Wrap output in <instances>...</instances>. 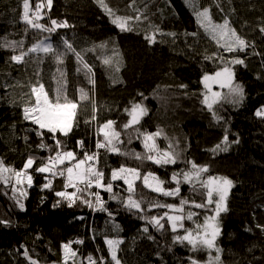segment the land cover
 I'll return each instance as SVG.
<instances>
[{
  "label": "trees",
  "instance_id": "1",
  "mask_svg": "<svg viewBox=\"0 0 264 264\" xmlns=\"http://www.w3.org/2000/svg\"><path fill=\"white\" fill-rule=\"evenodd\" d=\"M39 2L41 0H29L30 16ZM104 3L117 15H140V22L132 21V32H121L112 24L99 0H53L51 12L44 8L42 15H46L39 22L48 24L51 17L57 21L66 20L71 27L49 34L38 32L23 22V0H0V43L16 42L14 51L0 47V159L19 170L29 156L37 158L36 165L29 169L33 186L24 185L28 192L24 200L26 211H21L10 199L11 186L5 189L0 184V220L9 222L8 226L0 224V264H29L23 256L25 248L38 264H63L62 245L76 240H83V243L71 245L78 250L75 264L89 255L104 256L111 264L104 242L106 238L123 241L118 251L121 264H190V257L197 259L199 264H207L209 258L206 251L193 252L185 244L173 243L172 237L177 233L171 232L166 219L161 220L164 228L158 230L142 218L158 216L167 209L129 212L103 191L104 207L113 215L98 211L92 217V209L86 205L77 201L70 208L55 195L56 191L64 190V177L51 178V189L42 187L48 182L45 177L49 174L36 172L35 167L49 153L38 147L41 138L32 130L36 126L23 119L22 105L29 99V86L37 80L45 85L50 96L53 95L60 78L57 68L65 74L68 98L80 105L76 117L79 126H74L68 137L57 133V138L66 142L68 150L77 152L81 158L84 150L79 148L77 141L83 140L86 150L96 151V140L102 139L97 136L96 128L111 119L116 121L119 130L129 119L124 109L132 102H142L148 114L138 127L148 132L162 129L167 140L161 137L157 143L163 149L171 141L179 159L175 165L160 167L151 161L136 160L131 155L105 154L101 149L100 164L105 183L111 169L122 164L139 168L142 176L152 171L165 181L173 171L188 168L183 161L209 166V173L205 175L223 176L233 181L228 197L229 211L221 215L222 230L216 241L222 250L220 260L214 264H264V229L258 227L264 226V119L255 116V112L264 107V32L260 31L264 27V0H198L201 10L210 8L215 22L222 23L227 18L237 34L251 45L244 52L233 53L223 52L204 33L185 0H104ZM157 27L160 29L156 33L157 42L149 43L145 35L152 34ZM168 33H175V36ZM49 35L54 47L61 51L63 39H68L77 51L84 50L82 55L92 67L90 75L94 85L84 71H77L82 65L72 53H68L64 63L59 65L50 56L39 60L33 58L34 54L26 56L23 64L10 59ZM218 52L223 53L226 60L238 56L245 61L244 65L234 66L235 82L244 87L245 99L238 106L223 101L222 107L217 104L215 109L224 118L220 123L202 103L205 92L202 77L223 67L214 55ZM108 57L112 59L111 65L103 63ZM80 88L88 93L87 100L80 101ZM93 102L96 119L85 123L93 115ZM225 129L230 147L226 152L213 153L210 150L222 142ZM49 136L45 135L44 143L53 145ZM121 139L125 141L120 145L124 151L144 153L140 140L128 143L124 134ZM236 139L239 143H232ZM164 187L175 185L165 183ZM180 187V197L202 200L190 185L181 184ZM125 188L122 181L113 182L114 194L126 197ZM135 188L136 198L145 201L142 205L145 209L154 200L177 205L180 201V197H164L152 192L143 187L141 181L136 182ZM57 201H61L59 206L53 207ZM188 210L185 206V212ZM192 210L200 213L195 219H202L206 214L202 209ZM184 223L186 227L191 225L187 220ZM145 227L147 233L143 231ZM210 255L214 258L218 254L212 251ZM68 264H73V260Z\"/></svg>",
  "mask_w": 264,
  "mask_h": 264
},
{
  "label": "snow or ice",
  "instance_id": "2",
  "mask_svg": "<svg viewBox=\"0 0 264 264\" xmlns=\"http://www.w3.org/2000/svg\"><path fill=\"white\" fill-rule=\"evenodd\" d=\"M134 2V0H133ZM101 7L111 17V22L121 32H132L134 30L132 21L140 22V15L135 17L120 16L117 15L112 8L104 3V0H99ZM185 3L193 9L196 22L204 33L208 35L211 40L215 41L218 48L223 49L225 53L244 52L251 45L237 34L235 28L230 25L227 18L222 23H217L212 19L210 8L205 7L200 9L198 6V0H185ZM53 6V0H41L36 4L35 11L30 16V4L29 0H23V13L21 19L24 23L31 28L36 29L38 32L55 33L58 29L69 28L71 25L66 20L57 21L56 19L48 18V24H42L39 21L44 19L42 15L43 9L47 8L48 12H51ZM219 7V5H217ZM222 11V9H221ZM264 32V27L260 29ZM160 32V29L154 28L152 34L145 35V39L149 43H156V33ZM198 33H190L189 35H197ZM168 35L175 36V33H168ZM63 51L59 47H54L51 42V36H45L43 40L32 44L26 51L20 52L18 55H12L10 59L16 64L25 63V57L34 54L35 59L43 60L44 57H51L58 65L64 63V57L68 53H72L77 62L82 65V68L77 71H84L85 75L89 76V82L95 84L94 79L91 78L92 67L84 60L82 51H77L73 47L72 43L68 39H63ZM23 44V41L20 42ZM106 45H101L105 47ZM0 47L11 48L13 51L16 48V42L0 43ZM43 54V55H41ZM223 67L215 71L213 74H205L202 77V82L205 88L203 94L202 103L207 110L211 113L213 119L220 123L224 118L219 115L218 110L214 109V105L224 103L232 104L234 106L241 105L245 99L244 87L235 82L236 73L234 71L235 65H244V59L240 57H233L226 60L223 53L218 52L214 54ZM103 63L105 65H111L112 59L110 57L104 58ZM119 71V68H116ZM57 72L60 73V78L57 81V87L54 90L53 95H49V91L45 88V85L39 80L35 84L29 86V93L27 94L29 99L22 105L23 119L29 121L36 127L32 129L36 135L41 138V143L38 145L42 150H46L49 155L41 158L42 163L35 167V171L39 173L49 174L45 177L48 180L42 187L46 189L52 188V179L59 175L64 177L63 189L56 191L55 195L60 197L67 203L68 207L76 205L77 201L86 205L90 209L95 211L108 212L109 216H112V212L108 211L104 207L105 201L100 195L99 190H103L110 195V199L117 200L122 207L134 213H145L151 211L154 208L167 209L168 211L158 216H142L147 222L158 230L164 228V224L161 220H165L170 225V230L173 233H177L172 237L173 243L185 244L190 247L193 252L206 251L209 253L207 264H214L219 262V253L222 251L217 246V238L221 233V215L227 213L228 197L233 187V181L227 177L216 175H205L209 173V166L198 165L195 161L186 160L183 163L188 165L187 169H180L179 171H173L170 179L167 181L161 179L152 171H147L141 175L139 168L127 167L123 164L118 168H112L109 173V179L107 183L105 180V173L99 168L100 162V150L103 149L104 153H113L121 156L131 155L136 160L151 161L153 164L165 167L167 165H175L179 159V153H176L171 141L167 143L166 148H161L157 143V139L164 136L162 129H157L155 132H148L146 129L142 130L138 125L148 114V108L143 105L142 102H132L130 107H126L124 112L129 119L120 126L118 130L116 128V121L107 120L105 123L99 125L96 128L97 136H102V139L96 140V151L89 152L85 149L83 140H78L77 145L83 151V156L78 158V154L75 151L68 150L66 142L57 138V133L61 137H68L73 131V127H78L77 109L79 108V102L68 98L67 95V80L64 72L57 68ZM217 85V91H213L212 86ZM181 87H186L182 85ZM227 89V92L223 90ZM80 101L87 100L88 93L84 88L79 89ZM143 95L142 93L140 94ZM223 104H221V107ZM93 115L89 120H85V123H91L96 119L95 112L96 107L93 102ZM255 116L264 119V107H261L255 112ZM132 129L129 133L128 130ZM46 134H50L49 138L54 141L53 145L44 143V137ZM122 134L127 135L128 143H131L133 139L141 141L144 148V153L141 154L132 150L131 153L124 151L120 145L124 144V140L121 139ZM232 143H239L236 139ZM230 147L229 137L227 129H225V135L222 142L215 145L210 151L217 153L220 151H228ZM55 149V151H53ZM36 157L29 156L26 159L23 167L19 170L14 169L11 166L5 165L4 161L0 159V184H3L5 189L11 186L10 199L19 207L21 211H26L24 200L27 198V188L33 186V176L29 172L36 165ZM122 181L126 188L124 191L128 193L126 197H120L113 192V182ZM141 181L143 187L150 189L154 193H158L164 197H180L181 184H188L193 191L199 193L202 200L197 202L196 200H188L184 197H180L179 204L164 203L159 200L149 202L147 209L142 207L145 201L136 198V182ZM165 183L174 184L175 187H164ZM27 185V188L24 185ZM95 188L97 191L93 192ZM68 189H73L69 192ZM7 195V192H5ZM94 198V199H93ZM61 201H57L53 207H58ZM185 206H188V211L185 212ZM192 209H202L205 211L202 219H195L200 216V213L193 211ZM210 213V214H207ZM83 219V217H81ZM185 220L190 221L191 225L186 227ZM0 224L5 226L9 225L8 221L0 220ZM117 229L118 225H114ZM264 229V226H258ZM145 233L148 232V228L143 229ZM150 239L152 237H149ZM108 252L111 258V264H121V259L118 257L119 245L123 243L119 239H105ZM72 243L82 244L83 240L69 241L62 245L63 250V264H68L69 260H73L75 264V258L78 256V250L72 248ZM212 251H215L218 255L214 258L210 255ZM23 256L29 261V264H38L36 259H33L29 254L27 248L23 251ZM84 260L87 264H108L104 256L93 257L91 255L80 258V264H84ZM190 264H199V261L194 257H190Z\"/></svg>",
  "mask_w": 264,
  "mask_h": 264
},
{
  "label": "bare ground",
  "instance_id": "3",
  "mask_svg": "<svg viewBox=\"0 0 264 264\" xmlns=\"http://www.w3.org/2000/svg\"><path fill=\"white\" fill-rule=\"evenodd\" d=\"M78 158H79V157H78ZM99 168L101 169V164H100V162H99ZM104 182H105V180H104ZM92 191L95 192V191H97V189L93 188ZM99 191H100V195H101V197L103 198V200H105V196L103 195V190H99ZM93 199H94V198H93ZM98 213H99L98 211H95V210L92 209V217H95Z\"/></svg>",
  "mask_w": 264,
  "mask_h": 264
},
{
  "label": "rangeland",
  "instance_id": "4",
  "mask_svg": "<svg viewBox=\"0 0 264 264\" xmlns=\"http://www.w3.org/2000/svg\"><path fill=\"white\" fill-rule=\"evenodd\" d=\"M29 4H30V3H29ZM30 9H31V6H30ZM212 88H213V91H217V90H219L217 85H213ZM205 91H206V90H205ZM223 91H224V92H227V89H224ZM216 105H217V104H216ZM216 105H214V109H215ZM144 106H145V105H144Z\"/></svg>",
  "mask_w": 264,
  "mask_h": 264
},
{
  "label": "clouds",
  "instance_id": "5",
  "mask_svg": "<svg viewBox=\"0 0 264 264\" xmlns=\"http://www.w3.org/2000/svg\"><path fill=\"white\" fill-rule=\"evenodd\" d=\"M57 176H59V175H57ZM56 177V176H55Z\"/></svg>",
  "mask_w": 264,
  "mask_h": 264
}]
</instances>
